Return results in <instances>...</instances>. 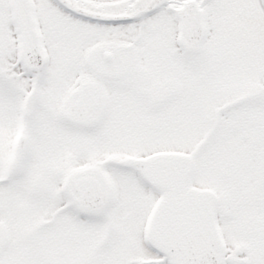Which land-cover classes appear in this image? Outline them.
Masks as SVG:
<instances>
[{"label": "snow or ice", "instance_id": "1", "mask_svg": "<svg viewBox=\"0 0 264 264\" xmlns=\"http://www.w3.org/2000/svg\"><path fill=\"white\" fill-rule=\"evenodd\" d=\"M0 264H264V0H0Z\"/></svg>", "mask_w": 264, "mask_h": 264}]
</instances>
